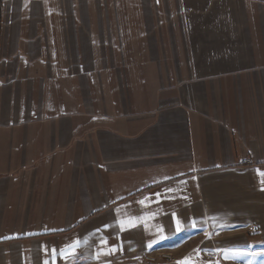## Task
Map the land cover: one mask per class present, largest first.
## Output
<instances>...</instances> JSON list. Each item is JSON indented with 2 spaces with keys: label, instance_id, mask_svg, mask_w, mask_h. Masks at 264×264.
I'll return each mask as SVG.
<instances>
[{
  "label": "crops",
  "instance_id": "1",
  "mask_svg": "<svg viewBox=\"0 0 264 264\" xmlns=\"http://www.w3.org/2000/svg\"><path fill=\"white\" fill-rule=\"evenodd\" d=\"M258 170L264 0H6L0 264H264Z\"/></svg>",
  "mask_w": 264,
  "mask_h": 264
},
{
  "label": "rangeland",
  "instance_id": "2",
  "mask_svg": "<svg viewBox=\"0 0 264 264\" xmlns=\"http://www.w3.org/2000/svg\"><path fill=\"white\" fill-rule=\"evenodd\" d=\"M5 2H6V0H3V1L1 0L0 1V17H1V11L3 9V6H4ZM246 160H250V159H246ZM245 161H244V164H247ZM249 164H251V162ZM200 244H202V243L199 242V240H197L195 242H192L191 244L185 245L184 247H182L181 249L177 250V252L172 253L171 255L174 258H176L178 261H183L184 260V262H182L184 264H187V263L188 264H194V263L200 262V261H202V262H211V263L218 261L217 260L218 258H212V257H210L209 259L200 258V259L196 260V257L197 256L199 257L201 255L200 254L201 251L204 250L205 248H207V246H206L207 244H205V243H203L205 245H200ZM204 251H207V250H204ZM147 256H148V254L145 255L144 257H142L143 264H150L149 263L150 261H148L146 259ZM162 257H164L163 254L162 255L161 254L155 255V257H154L155 258V262L157 261L158 264H160L163 261H165V259L162 258ZM155 262H151V263L154 264Z\"/></svg>",
  "mask_w": 264,
  "mask_h": 264
},
{
  "label": "built area",
  "instance_id": "3",
  "mask_svg": "<svg viewBox=\"0 0 264 264\" xmlns=\"http://www.w3.org/2000/svg\"><path fill=\"white\" fill-rule=\"evenodd\" d=\"M245 162L247 164H249L251 162V160H246ZM178 248H180V247H178ZM178 248H174V249H158V250L153 251L152 253L148 254V256L146 257V259L148 261H150L149 262L150 264H152L151 262H155V258H154L155 255H157V254H161L162 255L163 254L164 257H162V258H164L165 261H163L160 264H184V263H182V262H184V260L183 261H178L176 258H174L171 255V253L173 251L177 250ZM200 254L201 255L199 257L198 256L196 257V260H198L200 258H202V259H209L210 257H212V255L209 252L204 251V250H202ZM154 264H158V262L156 261ZM238 264H247V263H245V262H239Z\"/></svg>",
  "mask_w": 264,
  "mask_h": 264
},
{
  "label": "snow or ice",
  "instance_id": "4",
  "mask_svg": "<svg viewBox=\"0 0 264 264\" xmlns=\"http://www.w3.org/2000/svg\"><path fill=\"white\" fill-rule=\"evenodd\" d=\"M258 175L261 176V178H262L261 182L264 183V172H259V170H258ZM169 191H171V189H170ZM156 195L159 197L160 194L157 193ZM139 203L143 204L144 201H139ZM127 226H128V227H135V218H131V219L128 221ZM120 227H121V230H123L124 227H125V222L121 221V222H120ZM209 238H210V237H209ZM105 243H106V242H105ZM53 252H55V250H53ZM74 254H75V253H74V249H72L69 253H65V256H70V255H74Z\"/></svg>",
  "mask_w": 264,
  "mask_h": 264
},
{
  "label": "bare ground",
  "instance_id": "5",
  "mask_svg": "<svg viewBox=\"0 0 264 264\" xmlns=\"http://www.w3.org/2000/svg\"><path fill=\"white\" fill-rule=\"evenodd\" d=\"M174 252H177V250L173 251L172 253H174ZM172 253H171V254H172Z\"/></svg>",
  "mask_w": 264,
  "mask_h": 264
}]
</instances>
